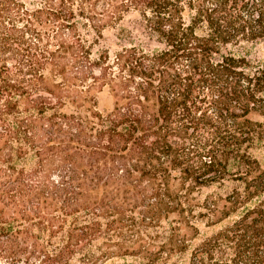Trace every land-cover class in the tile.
Returning <instances> with one entry per match:
<instances>
[{
  "label": "trees",
  "instance_id": "1",
  "mask_svg": "<svg viewBox=\"0 0 264 264\" xmlns=\"http://www.w3.org/2000/svg\"><path fill=\"white\" fill-rule=\"evenodd\" d=\"M130 10L159 45L93 56ZM244 44L264 0H0V264H264Z\"/></svg>",
  "mask_w": 264,
  "mask_h": 264
},
{
  "label": "rangeland",
  "instance_id": "2",
  "mask_svg": "<svg viewBox=\"0 0 264 264\" xmlns=\"http://www.w3.org/2000/svg\"><path fill=\"white\" fill-rule=\"evenodd\" d=\"M137 45L152 49L159 44L155 37L147 30L141 14L137 10L124 13L115 23L107 26L98 38V43L93 46V56L106 50L112 56L124 46ZM251 61H259L264 56V50L259 44H244L236 48ZM113 107V98L107 90L97 95V109L105 113Z\"/></svg>",
  "mask_w": 264,
  "mask_h": 264
}]
</instances>
